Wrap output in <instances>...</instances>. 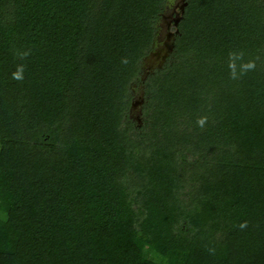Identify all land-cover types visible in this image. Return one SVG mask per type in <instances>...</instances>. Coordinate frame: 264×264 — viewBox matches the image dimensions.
<instances>
[{"label":"trees","instance_id":"trees-1","mask_svg":"<svg viewBox=\"0 0 264 264\" xmlns=\"http://www.w3.org/2000/svg\"><path fill=\"white\" fill-rule=\"evenodd\" d=\"M165 3L0 0V264H264V0H186L137 126Z\"/></svg>","mask_w":264,"mask_h":264},{"label":"rangeland","instance_id":"rangeland-1","mask_svg":"<svg viewBox=\"0 0 264 264\" xmlns=\"http://www.w3.org/2000/svg\"><path fill=\"white\" fill-rule=\"evenodd\" d=\"M186 0H166L164 11L157 23V34L154 49L141 64L142 72L138 82L132 86V105L129 111L130 118L138 125L143 123V101L144 82L156 68L162 66L169 59L175 41V34L172 30L182 15V8H185Z\"/></svg>","mask_w":264,"mask_h":264},{"label":"clouds","instance_id":"clouds-1","mask_svg":"<svg viewBox=\"0 0 264 264\" xmlns=\"http://www.w3.org/2000/svg\"><path fill=\"white\" fill-rule=\"evenodd\" d=\"M235 55V54H234ZM237 58H239V57H237ZM234 66V65H233ZM244 67L245 68H251V67H253V65L252 64H247V65H244ZM15 75V77L17 78V79H19L20 78V75H19V73H16V74H14ZM203 120H201L199 123L202 125L203 124Z\"/></svg>","mask_w":264,"mask_h":264},{"label":"water","instance_id":"water-1","mask_svg":"<svg viewBox=\"0 0 264 264\" xmlns=\"http://www.w3.org/2000/svg\"><path fill=\"white\" fill-rule=\"evenodd\" d=\"M184 13V8H182V14ZM179 20L175 23L176 25L178 24ZM161 67V66H159Z\"/></svg>","mask_w":264,"mask_h":264}]
</instances>
